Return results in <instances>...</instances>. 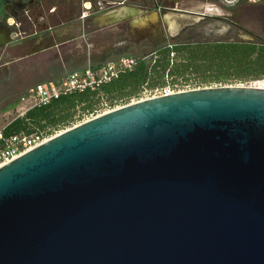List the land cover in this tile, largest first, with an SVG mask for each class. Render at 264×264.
Segmentation results:
<instances>
[{
    "label": "water",
    "instance_id": "95a60500",
    "mask_svg": "<svg viewBox=\"0 0 264 264\" xmlns=\"http://www.w3.org/2000/svg\"><path fill=\"white\" fill-rule=\"evenodd\" d=\"M0 264H264V89L136 102L0 166Z\"/></svg>",
    "mask_w": 264,
    "mask_h": 264
},
{
    "label": "rangeland",
    "instance_id": "374dc122",
    "mask_svg": "<svg viewBox=\"0 0 264 264\" xmlns=\"http://www.w3.org/2000/svg\"><path fill=\"white\" fill-rule=\"evenodd\" d=\"M154 12L155 24L138 21ZM263 13L264 0H5L0 131L15 117L14 101L36 85L118 57L151 60L164 43L264 41ZM184 81L174 84L194 90L238 84Z\"/></svg>",
    "mask_w": 264,
    "mask_h": 264
},
{
    "label": "trees",
    "instance_id": "16d2710c",
    "mask_svg": "<svg viewBox=\"0 0 264 264\" xmlns=\"http://www.w3.org/2000/svg\"><path fill=\"white\" fill-rule=\"evenodd\" d=\"M152 57L149 64L144 59H136L131 71L121 73L95 91L61 96L28 110L23 117L12 119L0 131L1 143L14 135L43 134L71 126L79 107L87 111L104 100L112 105L125 104L144 90L179 85L174 83L181 80L200 77L199 83H242L264 79L263 40L164 43ZM17 102L14 101V107Z\"/></svg>",
    "mask_w": 264,
    "mask_h": 264
},
{
    "label": "built area",
    "instance_id": "2783aa9c",
    "mask_svg": "<svg viewBox=\"0 0 264 264\" xmlns=\"http://www.w3.org/2000/svg\"><path fill=\"white\" fill-rule=\"evenodd\" d=\"M150 57L151 59L153 58L152 55ZM145 61L149 62L150 60L146 59ZM135 63L136 58L118 57L117 60L106 62L103 65L97 66L95 68L88 67L83 71H73L57 82L50 81L36 85L28 91L29 93L26 94V96L19 99L16 106L14 107L15 109L13 113L15 114V117L13 119L23 117L28 110L35 107H42V105H47L51 101L57 100L61 96L72 95L73 93H82L88 90L95 91L103 84L109 83L113 79L118 78L121 73L131 71ZM234 86L264 89V79L258 81L242 82L235 84ZM189 90L194 89H191L189 86L173 85L165 86L164 88L160 89L144 90L139 94L138 97H135L128 103L122 105H112L106 100L100 101L87 111L78 110L73 116V123L70 127L74 128V126L89 122V120L93 118L103 116L106 113L118 110L121 107L127 105L135 104L136 102ZM71 128H62L58 129L57 131L47 130L43 132V134L33 133L28 136L19 134L12 136L10 139L4 140L2 143L0 141V166L13 161V159L42 145L44 142Z\"/></svg>",
    "mask_w": 264,
    "mask_h": 264
},
{
    "label": "bare ground",
    "instance_id": "6f19581e",
    "mask_svg": "<svg viewBox=\"0 0 264 264\" xmlns=\"http://www.w3.org/2000/svg\"><path fill=\"white\" fill-rule=\"evenodd\" d=\"M141 24H145L147 23L146 21H151L152 23H156L158 21V16L157 14L154 12V13H151L150 15H148L145 19H141V20H138Z\"/></svg>",
    "mask_w": 264,
    "mask_h": 264
},
{
    "label": "flooded vegetation",
    "instance_id": "af4514ba",
    "mask_svg": "<svg viewBox=\"0 0 264 264\" xmlns=\"http://www.w3.org/2000/svg\"><path fill=\"white\" fill-rule=\"evenodd\" d=\"M4 2H5V0H0V15H2V12L4 9ZM261 21H264V13L261 14Z\"/></svg>",
    "mask_w": 264,
    "mask_h": 264
},
{
    "label": "crops",
    "instance_id": "0c3cea01",
    "mask_svg": "<svg viewBox=\"0 0 264 264\" xmlns=\"http://www.w3.org/2000/svg\"><path fill=\"white\" fill-rule=\"evenodd\" d=\"M10 123V122H9ZM8 125V124H7Z\"/></svg>",
    "mask_w": 264,
    "mask_h": 264
}]
</instances>
